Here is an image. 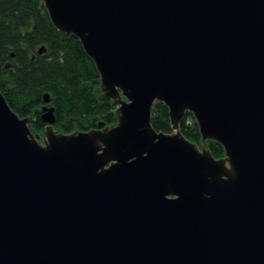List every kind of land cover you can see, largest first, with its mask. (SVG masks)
<instances>
[{"label": "water", "instance_id": "obj_1", "mask_svg": "<svg viewBox=\"0 0 264 264\" xmlns=\"http://www.w3.org/2000/svg\"><path fill=\"white\" fill-rule=\"evenodd\" d=\"M41 1L117 121L41 138L0 91V264H264V0Z\"/></svg>", "mask_w": 264, "mask_h": 264}, {"label": "trees", "instance_id": "obj_2", "mask_svg": "<svg viewBox=\"0 0 264 264\" xmlns=\"http://www.w3.org/2000/svg\"><path fill=\"white\" fill-rule=\"evenodd\" d=\"M0 91L19 116L31 117V131L41 137L46 127L43 106L53 108L57 132L89 131L117 121L116 105L101 97L93 61L77 37L54 27L41 0H0ZM151 124L156 131L173 132L162 102L153 104ZM179 127L187 139L201 145L190 112ZM206 146L215 158L224 156L218 142L208 140Z\"/></svg>", "mask_w": 264, "mask_h": 264}, {"label": "rangeland", "instance_id": "obj_3", "mask_svg": "<svg viewBox=\"0 0 264 264\" xmlns=\"http://www.w3.org/2000/svg\"><path fill=\"white\" fill-rule=\"evenodd\" d=\"M42 138V137H41ZM42 141V139H40Z\"/></svg>", "mask_w": 264, "mask_h": 264}]
</instances>
